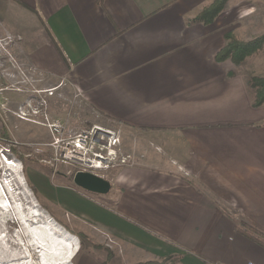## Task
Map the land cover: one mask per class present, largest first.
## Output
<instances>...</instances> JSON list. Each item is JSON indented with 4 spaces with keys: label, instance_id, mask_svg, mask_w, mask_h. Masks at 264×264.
I'll return each mask as SVG.
<instances>
[{
    "label": "crops",
    "instance_id": "obj_1",
    "mask_svg": "<svg viewBox=\"0 0 264 264\" xmlns=\"http://www.w3.org/2000/svg\"><path fill=\"white\" fill-rule=\"evenodd\" d=\"M213 1L0 0V36L14 35L52 116L72 88L146 138L115 191L63 196L128 263L181 254L183 264H264L245 227L264 233V104L253 105L244 63L216 58L239 22L196 19Z\"/></svg>",
    "mask_w": 264,
    "mask_h": 264
},
{
    "label": "rangeland",
    "instance_id": "obj_2",
    "mask_svg": "<svg viewBox=\"0 0 264 264\" xmlns=\"http://www.w3.org/2000/svg\"><path fill=\"white\" fill-rule=\"evenodd\" d=\"M226 2L229 5L221 14L239 22L237 27L240 28L238 35L240 39L249 40L264 34V0ZM243 63L249 78L252 75L264 76V46L257 53L248 56ZM26 72L32 73L29 70ZM31 77L35 78L36 85L38 75L32 73ZM11 80L3 92L8 98L7 104L3 106L4 114L0 112V199L7 200V206L12 208L13 214L9 216L0 210V220L3 223L0 232L6 234L9 239L8 244H4L0 239V259H4L6 264H46L45 259L55 263L70 257V260L73 259L69 264H76L82 256L91 255L100 258L102 264L107 262L133 264L121 258L123 255L121 243L116 240L112 242L102 232L100 237H96L94 224L78 216L77 210L68 206V202L65 205L66 199L63 196L69 198L70 195H75L76 201L84 197L96 202V193L74 182L76 172L82 168L78 163L51 164L55 156L52 146L54 137L46 129L47 126L20 119L15 115L17 106L12 97L20 91L12 90L15 84L13 82L22 81V74H17V77ZM25 86L29 87L28 84ZM71 89L68 88L69 92L64 95L66 100L62 111L53 116L64 120L69 130L68 134L74 137L78 132L90 130L95 125L99 127L100 132H104V129L116 131L119 141L111 155L113 164L106 168L91 169L94 173L109 179L112 182L110 192L115 191L118 185L116 176L121 169L127 164H140L146 138L139 130L130 129L124 123L101 113ZM24 92L26 95H21V99L17 100L19 103L33 94L31 88H26ZM41 95L45 97L44 94ZM12 116L16 117V121ZM20 120L25 121L21 126ZM24 131L27 134H19ZM100 150L104 154L108 151L105 147ZM4 156L9 158L8 165L3 159ZM104 197L103 203H111L105 200L108 195ZM25 217L33 220L35 228L31 227L32 230H47V252L33 244L36 240L31 234V229L24 223ZM50 227L53 229L50 230ZM55 248H58L60 254L56 255L52 251ZM53 262L51 264H54Z\"/></svg>",
    "mask_w": 264,
    "mask_h": 264
},
{
    "label": "built area",
    "instance_id": "obj_3",
    "mask_svg": "<svg viewBox=\"0 0 264 264\" xmlns=\"http://www.w3.org/2000/svg\"><path fill=\"white\" fill-rule=\"evenodd\" d=\"M14 35L7 34L0 36V112L4 114V105L7 104L8 98L3 94L4 90L9 86L11 79L22 74V81L13 82L14 91H25L30 89L33 94L26 97L17 105L14 111L15 115L23 120H30L47 126L49 132L54 137L52 146L55 156L51 164L60 162L73 164L78 163L80 170L90 171L91 169L106 168L113 164L112 153L115 152V146L118 144L119 138L115 130L104 129L100 132L99 127L95 125L90 130H83L72 136L64 120L59 117L52 116L49 112L48 100L41 95L49 89H40L35 87V78L31 74H35L33 68H29L21 62L15 54L12 47ZM26 70L32 73L26 72ZM36 75V74H35ZM12 81V80H11ZM28 84L29 87H26ZM51 92V91H49ZM101 128V127H100ZM106 148V154L102 153L100 148ZM90 170H88V169ZM79 171V170H78ZM92 171V170H91ZM93 172V171H92ZM113 242L115 239L105 233ZM248 264H254L249 262Z\"/></svg>",
    "mask_w": 264,
    "mask_h": 264
},
{
    "label": "trees",
    "instance_id": "obj_4",
    "mask_svg": "<svg viewBox=\"0 0 264 264\" xmlns=\"http://www.w3.org/2000/svg\"><path fill=\"white\" fill-rule=\"evenodd\" d=\"M227 0H214L210 4L205 5L196 16L200 22L211 23L225 9ZM104 5V0H99ZM227 43L218 51L216 58L218 60L231 59L235 64H241L244 60L257 53L264 46V34L249 40L240 39L234 32L226 33ZM252 90L253 105L260 106L264 104V76L252 75L247 82ZM7 134V133H6ZM246 225V224H245ZM251 229L249 232L256 240L264 244V233L258 232L257 229L245 226ZM259 233V234H257ZM181 254H171L162 258L148 259L138 261L133 264H183ZM106 264H109L108 262Z\"/></svg>",
    "mask_w": 264,
    "mask_h": 264
},
{
    "label": "bare ground",
    "instance_id": "obj_5",
    "mask_svg": "<svg viewBox=\"0 0 264 264\" xmlns=\"http://www.w3.org/2000/svg\"><path fill=\"white\" fill-rule=\"evenodd\" d=\"M7 164L8 163H10V161H8V162H6ZM11 163H12V161H11ZM1 200V199H0ZM7 200L5 199V200H1V202H0V205H2V206H0V210H2L3 212H5V214L7 215H9L10 216V214H13V212H12V208H10L9 206H7V202H6ZM6 210L8 211V212H6ZM33 215H35V214H33ZM13 217V216H12ZM31 218L30 217H25L24 218V223H26L27 225H28V227H29V229H31V234H32V236H34L35 237V242L33 241V244H36L37 245V247H41V249H44V251L47 249L46 247L48 246V244H47V242H46V237H47V230H42L41 229V231L38 229H33L32 230V228L31 227H34L33 225V223L34 222H32L31 220H30ZM37 223V222H36ZM3 225V223L1 222V220H0V227ZM35 228V227H34ZM47 229V228H46ZM53 228L52 227H50V230H52ZM48 230H49V228H48ZM1 231H4V230H1ZM0 239L2 240V242L4 243V244H8V241H9V239H7V236H6V234H1V232H0ZM20 243V242H19ZM23 243V242H22ZM48 248H50V247H48ZM52 251H54V253L57 255V254H60V252L58 251V248H55V250H52ZM46 252H47V250H46ZM13 253V252H12ZM45 253V252H44ZM14 254V253H13ZM49 255V254H48ZM12 257V256H11ZM15 257H17L16 256V254H15ZM25 257V256H24ZM27 257V256H26ZM45 257H47V258H49V256H47V255H45ZM14 258V257H13ZM54 258V257H53ZM70 258V257H69ZM69 258H67V259H63V260H61L60 262H53L54 264H69L71 261H72V259L70 260ZM45 259V258H44ZM8 260V259H7ZM46 264H51L52 262H50L48 259H45V261H44ZM0 264H6L5 263V261H4V259H0ZM8 264V263H7ZM11 264V263H10Z\"/></svg>",
    "mask_w": 264,
    "mask_h": 264
},
{
    "label": "water",
    "instance_id": "obj_6",
    "mask_svg": "<svg viewBox=\"0 0 264 264\" xmlns=\"http://www.w3.org/2000/svg\"><path fill=\"white\" fill-rule=\"evenodd\" d=\"M74 182L89 191L99 194H107L112 189V182L109 179L92 171H77Z\"/></svg>",
    "mask_w": 264,
    "mask_h": 264
}]
</instances>
